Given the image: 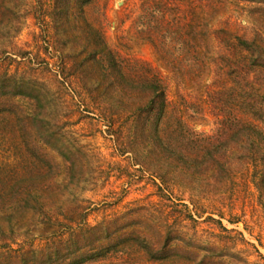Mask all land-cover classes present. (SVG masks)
Masks as SVG:
<instances>
[{"label":"trees","instance_id":"16d2710c","mask_svg":"<svg viewBox=\"0 0 264 264\" xmlns=\"http://www.w3.org/2000/svg\"><path fill=\"white\" fill-rule=\"evenodd\" d=\"M4 1L0 0V27L8 10ZM204 1L210 9L213 3ZM95 3L54 0V8L66 15L64 11L73 4L78 24L79 20L83 24L84 9ZM166 6L147 2L137 22L139 31L170 68L180 71L183 80L195 82L205 71L212 75L213 82L204 86L200 99L217 118L212 134L197 132L187 117L189 112L192 117L203 115L200 102L182 97L178 103L169 101V85L151 63L111 49L91 26L98 37L87 58L72 67V97L77 108L94 114L120 156H127L158 181V191L168 199L180 186L194 193H203L210 185L216 188L231 177L235 165L242 164L253 167L252 183L264 209V40H248L227 28L212 31L205 24L199 31L187 23L174 28L167 21ZM11 29L18 34L21 24L17 22ZM188 35L198 36L200 43L187 41ZM1 55L4 58L7 52ZM1 61L0 140L13 142L11 149H22V153L7 160V170L0 171V264H105L123 256H128L126 264L139 260L148 264H221L217 261L229 255L203 246L184 232L188 221H197L182 199L171 201L165 210L143 206L118 212L96 226L88 222L90 208L83 201L72 210L58 212L66 193L73 195L87 181L82 170L85 148L70 147L61 134L71 123L73 110H67L64 122L54 124L49 115L56 100L52 91L37 76L10 74ZM21 98L29 102V112L20 113L15 100ZM20 133L25 139L23 147L14 140ZM42 144L62 157L65 185L56 182L60 164L43 151ZM37 215L41 218L36 223L44 227L39 238L19 242L37 225L32 222ZM209 219L230 234L221 221ZM220 237L226 247L237 245L236 237ZM42 240L43 244H36ZM201 252H205L202 257ZM230 257L238 259L235 254Z\"/></svg>","mask_w":264,"mask_h":264},{"label":"rangeland","instance_id":"374dc122","mask_svg":"<svg viewBox=\"0 0 264 264\" xmlns=\"http://www.w3.org/2000/svg\"><path fill=\"white\" fill-rule=\"evenodd\" d=\"M163 1L167 4L166 10L164 9L167 21L174 28L187 23L199 31L205 24L212 31L227 28L235 35L248 40L260 38L264 40V3L258 2L210 0L213 5L208 9L204 0H96L93 6L84 9L83 24L80 20L78 24L79 14L73 4L64 11L66 13L64 15L57 13L59 8H54V0L4 1L8 10L4 24L0 27L1 62H4L10 74L37 76L52 91L56 100L49 115L54 124L64 122L67 110H73L69 115L71 123L64 127L65 131L61 133L63 136L61 137L72 148L75 146L85 148L82 170L85 171L87 181L76 188L73 195L66 193L60 205L62 208L58 212L72 210L73 206L83 201V204L90 208L88 222L96 226L107 216L112 217L118 212H127L143 206L161 207L165 210L171 206V201L177 203L182 199L197 221L196 223L188 221L184 232L200 241L203 246L219 248L235 254L238 258L230 257L229 253L217 262L264 264V209L260 205L257 189L252 183L251 165L241 164L238 167L235 165L230 178L224 179L216 188L210 185L203 193L190 192L188 188L182 186L176 187L173 189V198L168 199L158 191V181L155 182L150 175L135 167L127 156H120L114 143L104 133L106 129L102 123L94 119V114L77 108L76 99L72 97V67L76 62L87 58L93 39L98 37L96 33L98 31L111 49L120 51L125 57L151 63L169 85V101L178 103L182 97L200 102L201 107H204L203 115L199 118L192 117V112H189L187 117L190 116L188 118L191 125L197 132L212 134L216 128L217 118L200 100L205 90L204 86L213 82L212 75L205 71L204 74L195 77V82L183 80L180 71L170 68L139 31L137 22L146 3H154L161 8V4H165ZM17 22L21 24L18 34L11 29ZM88 26L96 30L93 32L96 36ZM186 40L192 41L195 45L200 43L198 36L188 35ZM2 51L7 52L4 58L1 55ZM198 51V57H201L203 50ZM175 53V56L183 57ZM207 56L211 57V51ZM46 64L49 65L48 68ZM75 89L76 87L73 88ZM77 91L80 92V88ZM15 103L20 113L31 110L29 102L22 98L16 99ZM15 120L18 121V116ZM21 137L23 136L20 133L14 140L17 145L23 147L25 139ZM12 145L14 143L9 140H0V171L7 170L4 166L8 163L7 160L22 153V149L12 150ZM42 148L49 157L60 164L58 170L60 176L56 182L66 184L62 157L56 150H51L46 145L42 144ZM9 165L12 166L10 163ZM39 217L40 215H37L32 222L36 223L40 220ZM209 218L221 221L223 227L231 231L230 234L222 232L218 223ZM43 228L39 224L35 227L32 225L29 228V235L22 236L19 242H26L27 239H32V236L39 238ZM25 231L26 229L20 232L23 234ZM20 232L17 231L16 235ZM220 235L236 237L237 245L226 247V241L223 242ZM36 242L40 245L44 241ZM200 254L202 257L205 252ZM127 257L123 256L122 259L117 257L105 264H126L128 261L124 260H127ZM132 262L131 264H148L141 260Z\"/></svg>","mask_w":264,"mask_h":264}]
</instances>
